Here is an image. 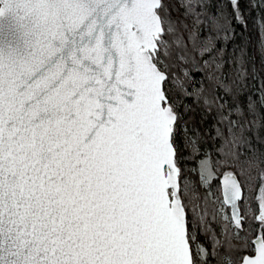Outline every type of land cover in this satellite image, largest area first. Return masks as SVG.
Returning <instances> with one entry per match:
<instances>
[{
    "label": "snow or ice",
    "instance_id": "1",
    "mask_svg": "<svg viewBox=\"0 0 264 264\" xmlns=\"http://www.w3.org/2000/svg\"><path fill=\"white\" fill-rule=\"evenodd\" d=\"M0 264H264V0H0Z\"/></svg>",
    "mask_w": 264,
    "mask_h": 264
},
{
    "label": "water",
    "instance_id": "2",
    "mask_svg": "<svg viewBox=\"0 0 264 264\" xmlns=\"http://www.w3.org/2000/svg\"><path fill=\"white\" fill-rule=\"evenodd\" d=\"M7 23H8L7 21L4 22L5 26L7 25Z\"/></svg>",
    "mask_w": 264,
    "mask_h": 264
}]
</instances>
